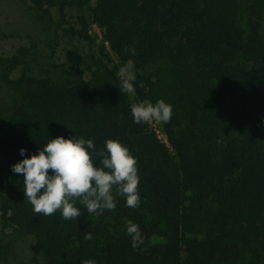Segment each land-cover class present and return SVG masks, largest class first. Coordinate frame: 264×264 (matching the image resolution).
Returning a JSON list of instances; mask_svg holds the SVG:
<instances>
[{
    "label": "trees",
    "instance_id": "obj_1",
    "mask_svg": "<svg viewBox=\"0 0 264 264\" xmlns=\"http://www.w3.org/2000/svg\"><path fill=\"white\" fill-rule=\"evenodd\" d=\"M25 1L48 16L46 34L62 25L53 24L54 7L61 22L76 12L78 26L67 25V34L77 43L100 40L98 25L102 57L88 73L20 76L10 128L0 134L6 222L35 238L45 264H264V0ZM129 61L134 93L119 90L118 70ZM158 99L172 105L162 123L169 144L150 122L132 119V103ZM75 134L97 148L108 138L128 146L140 177L138 207L117 196L116 208L101 215L82 205L74 219L32 210L23 173L11 169L23 158L19 149L28 155L47 137ZM126 219L145 238L137 248Z\"/></svg>",
    "mask_w": 264,
    "mask_h": 264
},
{
    "label": "clouds",
    "instance_id": "obj_2",
    "mask_svg": "<svg viewBox=\"0 0 264 264\" xmlns=\"http://www.w3.org/2000/svg\"><path fill=\"white\" fill-rule=\"evenodd\" d=\"M117 75L120 92L134 93L132 62L121 65ZM130 110L135 123H167L172 116V105L163 99L134 102ZM19 152L23 158L11 169L23 173V192L36 213L47 216L59 211L64 219H74L81 215V205L88 213L101 215L116 208L117 196H123L131 208L141 202L137 159L118 139L108 138L102 148H97L92 138L60 135L47 137L34 153L25 155L27 149L23 147ZM125 231L133 248L144 243L138 223L126 219ZM91 238V232L85 233V239ZM81 264L97 262L89 258Z\"/></svg>",
    "mask_w": 264,
    "mask_h": 264
},
{
    "label": "rangeland",
    "instance_id": "obj_3",
    "mask_svg": "<svg viewBox=\"0 0 264 264\" xmlns=\"http://www.w3.org/2000/svg\"><path fill=\"white\" fill-rule=\"evenodd\" d=\"M49 15L53 17V24L55 21L57 25H62H59L57 31L46 34L49 28L41 32L40 28L48 16L35 9L30 2L0 0V134L10 128L9 116L19 98L18 80L24 71L43 73L56 69L81 68L88 73V65L94 67L95 61L102 57L100 43L103 35L98 25L93 24L92 28L100 40L89 47L88 44L73 41L67 34L68 26H78L75 25L77 18L73 9L68 10L62 22L55 7ZM110 58L114 62L118 60L114 52H110ZM149 122L158 137L169 144L162 123ZM0 259L5 264L46 262V256L35 238L7 223L1 211Z\"/></svg>",
    "mask_w": 264,
    "mask_h": 264
}]
</instances>
